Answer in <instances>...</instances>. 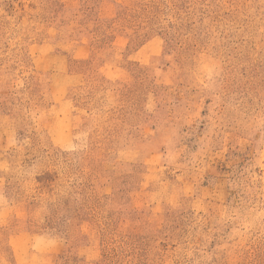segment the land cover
Instances as JSON below:
<instances>
[{
	"label": "rangeland",
	"instance_id": "obj_1",
	"mask_svg": "<svg viewBox=\"0 0 264 264\" xmlns=\"http://www.w3.org/2000/svg\"><path fill=\"white\" fill-rule=\"evenodd\" d=\"M0 264H264V0H0Z\"/></svg>",
	"mask_w": 264,
	"mask_h": 264
}]
</instances>
